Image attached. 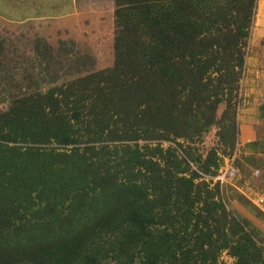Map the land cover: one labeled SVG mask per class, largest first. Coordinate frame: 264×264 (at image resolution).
I'll use <instances>...</instances> for the list:
<instances>
[{
    "label": "trees",
    "instance_id": "trees-1",
    "mask_svg": "<svg viewBox=\"0 0 264 264\" xmlns=\"http://www.w3.org/2000/svg\"><path fill=\"white\" fill-rule=\"evenodd\" d=\"M113 6L112 65L61 81L37 76L60 51L0 17V264H264L218 153L195 152L212 128L236 142L256 0Z\"/></svg>",
    "mask_w": 264,
    "mask_h": 264
},
{
    "label": "rangeland",
    "instance_id": "rangeland-1",
    "mask_svg": "<svg viewBox=\"0 0 264 264\" xmlns=\"http://www.w3.org/2000/svg\"><path fill=\"white\" fill-rule=\"evenodd\" d=\"M94 1V0H93ZM101 6L94 4H99L96 2L88 3L90 7H86L82 9V15L80 22L83 21V16L87 14L89 11H94L95 8L100 7L102 10L103 17L102 19L98 18H87L88 24L84 27L81 26H72L69 20H52L47 21V19H36L32 22H26L23 25L19 24V27L15 29V20L10 19H2L1 25L4 24V29L8 31L26 30L30 27L36 30V35L38 37V45L42 47L45 44H51L52 47L58 48L60 53L63 55L64 52L70 55V57H64V61L57 64L52 70L48 71L45 66H38V77L44 78L46 81L60 79H68L72 78L77 72L81 71H93L99 68L111 66L113 63V27H114V8L112 5H107V0H99ZM0 5L4 7V9H11L10 1H0ZM11 7V8H10ZM93 7V8H92ZM14 13V11H12ZM91 13V12H90ZM92 14V13H91ZM94 16V14H92ZM86 19V20H87ZM91 20V22H90ZM102 21V26L100 28V22ZM64 22V24L62 23ZM58 23L61 25L58 26ZM91 23V24H90ZM94 24L91 27L90 25ZM53 25V26H52ZM82 25V24H81ZM96 25V26H95ZM2 27V28H3ZM254 33L250 32V36L248 39V47L246 53V61H248V57H253L251 60V64L249 61L245 64V70L243 74V78L241 80L240 91H239V99L240 102L238 107L236 108V121L238 124V113L239 111L246 105L257 104L260 109H262L263 114L260 116L261 125L258 126L257 135L261 140V158L263 162L256 160L255 158L251 159L250 164H258L257 168L261 176L256 179L257 182L260 181L261 177H264V49L258 48V46L264 45V37L260 43H256L254 40ZM74 45V50L71 48V44ZM40 49V48H38ZM40 51L36 50L35 54L38 60V63L42 62V59L38 57ZM66 58V60H65ZM259 74L260 78H254L255 74ZM248 75H250L248 77ZM251 77V78H250ZM248 79L246 82L245 80ZM1 92V90H0ZM4 92H7L3 89L1 97ZM218 130L216 128H212L202 139L201 143L196 144V154H202L203 159L206 157V154L209 150H214L218 153L220 157V168L222 167H232L237 170V178L233 179L231 182L236 183V180L239 179L242 181L243 177H249L253 170L248 168L246 165L245 157L243 154V146L238 138H236V142L230 152H228L229 148H227L228 154H223L222 149L224 148L220 144V138L217 136ZM245 151V150H244ZM239 180V181H240ZM214 183V182H213ZM230 183V182H229ZM226 183L223 186V193L225 195L224 201L227 203L230 209H235L239 213H246V216L250 217V219L254 220L257 224H259L262 229H264V219L263 221H258L254 219L250 213H248V209L239 205L238 198L239 192L231 188ZM262 183V182H261ZM256 185V184H255ZM233 190H231V189ZM231 190V192L229 191ZM246 202L249 203L247 199L241 196ZM251 207H254L251 203H249ZM255 208V207H254ZM256 209V208H255ZM257 210V209H256ZM258 211V210H257ZM258 213L262 215L259 211ZM263 217V215H262ZM251 220V221H252ZM220 261L225 264H232L233 259L229 257L227 254H222Z\"/></svg>",
    "mask_w": 264,
    "mask_h": 264
},
{
    "label": "crops",
    "instance_id": "crops-1",
    "mask_svg": "<svg viewBox=\"0 0 264 264\" xmlns=\"http://www.w3.org/2000/svg\"><path fill=\"white\" fill-rule=\"evenodd\" d=\"M2 1H6V0H2ZM9 1L10 3H13L11 7L12 6L14 7V13L13 12L8 13L6 11L3 13V15H0V17L4 19H7L5 18V16L15 17V29L19 27V24L23 25L26 22H30V21L32 22L33 20H36L39 18L47 19V21H52L55 19L63 20V21L69 20L72 26H79V27L83 26L84 27L85 25H89L88 24L89 20L87 19L89 18V16H90V19L92 18L102 19L103 17H105L100 7H98V8H95L94 11H89L87 14H85L83 16L82 23L80 22L81 15H82L81 14L82 9L86 7H90V4L88 3L96 2V0L94 1L93 0H9ZM97 2L99 4H94V7H96V5L101 6L100 1L97 0ZM107 5L113 6V0H107ZM90 12L94 14V16ZM113 18H114V15H113ZM62 23L64 24V22ZM60 25L61 24L58 23V26ZM93 25L94 24L88 27H91ZM101 26H102V21L100 22V28ZM251 30L255 35L254 40L256 41V43H259V41L262 40L264 37V0H256V7L254 11V18H253V24H252ZM21 31H25V32L30 31L34 34L36 33V30L32 29V27L26 30L21 29L18 32H21ZM262 44L263 43H261V45L258 46V48L264 49V45ZM71 48L74 50V45ZM64 57H70V55L67 54L66 52H64L63 55L61 54V62L64 61L63 59ZM252 59L253 57H251L250 55V57H248L249 64H251ZM248 61H246L245 59V64ZM104 68H107V67H104ZM99 69H102V68H99ZM87 72H92V71H84L82 74L87 73ZM258 75L259 74L257 75L255 74L254 78L255 79L260 78ZM249 76L250 75H248V77ZM248 79L249 78H247L245 81L247 82ZM262 114H263L262 109H260V107L255 103L254 105L249 104V105L244 106L238 113V138L241 142V145L243 146V149L245 150V151L243 150V154H244L245 161L247 164L246 166L252 169L253 173H251L249 177H243L242 181L239 179L240 181L236 180V183L230 182L228 184L231 188L239 192V194L243 196L245 199H247L249 203H251L252 205H253L252 198L258 195L259 193H264V177H261L259 182L256 181V179L261 176L260 171L257 169L259 165L250 164L251 159L253 158H255L258 161L263 162L261 158L262 155L260 154L262 144L256 132L258 130V126L261 125L260 116ZM222 168H225V167H222ZM242 215L246 216V213ZM246 217L250 219V217L248 216ZM252 222H254L257 226L261 227L254 220H252ZM262 230L264 231V229Z\"/></svg>",
    "mask_w": 264,
    "mask_h": 264
},
{
    "label": "built area",
    "instance_id": "built-area-1",
    "mask_svg": "<svg viewBox=\"0 0 264 264\" xmlns=\"http://www.w3.org/2000/svg\"><path fill=\"white\" fill-rule=\"evenodd\" d=\"M237 170L232 167L219 168L217 176L211 178L212 182L226 184L237 177ZM253 205L264 215V193H259L252 198Z\"/></svg>",
    "mask_w": 264,
    "mask_h": 264
}]
</instances>
